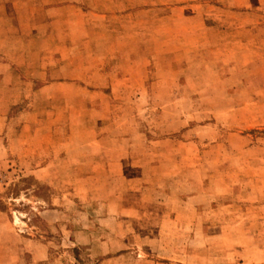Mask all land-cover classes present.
I'll return each mask as SVG.
<instances>
[{"label": "rangeland", "instance_id": "374dc122", "mask_svg": "<svg viewBox=\"0 0 264 264\" xmlns=\"http://www.w3.org/2000/svg\"><path fill=\"white\" fill-rule=\"evenodd\" d=\"M31 3L0 21L27 42L37 34L62 82V96L37 94L38 132L51 124L52 141L73 143L51 184L35 181L6 141L29 96L0 94L11 228L25 234L29 217L53 264H264V0ZM31 187L59 205L31 208ZM45 209L58 220L46 223Z\"/></svg>", "mask_w": 264, "mask_h": 264}, {"label": "crops", "instance_id": "0c3cea01", "mask_svg": "<svg viewBox=\"0 0 264 264\" xmlns=\"http://www.w3.org/2000/svg\"><path fill=\"white\" fill-rule=\"evenodd\" d=\"M6 2L10 3L8 5L10 9L0 12L2 16L25 15L27 14L26 8L29 2L31 4L30 6H32L31 0H6ZM68 5L72 4H65V6ZM47 8L52 10L54 6L49 5ZM35 14H37V11ZM21 19L22 17L17 20L18 23L22 22ZM17 21L15 22L17 23ZM24 30L22 27L14 30L11 23H6L3 17L0 21V67L2 69L0 75V80L2 81L0 94L5 96L16 95L18 96L17 102L25 101L24 97L29 96L28 108H23L18 114V131L10 134L6 141L8 140V143L16 144V149L19 150L17 152L19 154V162L21 163V167L26 170L28 169V175H31L37 182L51 184V180L56 176L53 164L57 158V154H61L62 151L67 153V147L73 141L61 142L59 143L61 146L58 145V142L55 143V140L52 141L53 135L56 132L52 130L51 124H45V127L49 129L47 134L42 135L38 132L41 129L37 126V94L45 93L49 97L62 96V93L60 92L58 94L59 92L56 89L58 85H62V82L54 81L57 78L52 75L53 68L47 67L48 62L44 61L46 56H42L41 49L38 48L39 46L37 47V34H35L34 41L27 42ZM14 31L17 32L14 33ZM49 62L51 63V61ZM11 66L14 68L21 67L24 71L28 72V75L25 74L24 77H28V82H32L33 87L31 89H26V81L22 80L19 74L11 82L10 74L13 75L14 71L10 69ZM42 67H44L43 70ZM6 69L8 70V74L4 73ZM37 70L40 72L37 73ZM37 80L42 81L43 85L40 84L37 86ZM7 98L9 100L7 104L17 103L15 100L11 102L9 97ZM85 138L87 137L85 136ZM2 140L5 141L4 134L2 135ZM57 147L62 150L53 152ZM26 190L28 192H24L23 196L27 204L36 211L39 206L44 204L45 206L48 203L50 205H59L54 202H49L50 199L48 198L46 200L40 199L34 193V188L32 187ZM46 210L43 211L42 218L46 223L53 224V222L58 220V217H53L51 214L47 215L48 211ZM48 210L52 211V209ZM26 221H30V218L27 216L23 217L25 234L18 233L11 228L9 218L0 210V264H53L51 256L52 250H48V242L43 243L37 240V227L34 225L29 227ZM81 234L82 231L73 232L71 237L74 235L72 239H77ZM63 254L71 255L72 259L75 258L73 250H64ZM70 261L74 264L71 259Z\"/></svg>", "mask_w": 264, "mask_h": 264}, {"label": "trees", "instance_id": "16d2710c", "mask_svg": "<svg viewBox=\"0 0 264 264\" xmlns=\"http://www.w3.org/2000/svg\"><path fill=\"white\" fill-rule=\"evenodd\" d=\"M0 208L2 209V207L0 206Z\"/></svg>", "mask_w": 264, "mask_h": 264}]
</instances>
